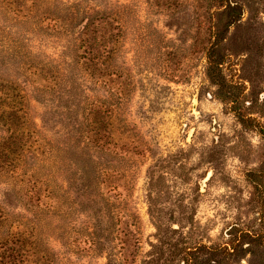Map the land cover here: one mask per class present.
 <instances>
[{
	"label": "rangeland",
	"instance_id": "obj_1",
	"mask_svg": "<svg viewBox=\"0 0 264 264\" xmlns=\"http://www.w3.org/2000/svg\"><path fill=\"white\" fill-rule=\"evenodd\" d=\"M0 264H264V0H0Z\"/></svg>",
	"mask_w": 264,
	"mask_h": 264
},
{
	"label": "trees",
	"instance_id": "obj_2",
	"mask_svg": "<svg viewBox=\"0 0 264 264\" xmlns=\"http://www.w3.org/2000/svg\"><path fill=\"white\" fill-rule=\"evenodd\" d=\"M97 38H98V41H102V40H104V36H103L102 34H99ZM91 112H92V111L88 110L87 113H86V115H89ZM90 120L93 121L91 118H90ZM85 138H87V136H86ZM89 138H90V137H89ZM82 149H83L82 147L79 148V150H80L81 152H82ZM79 150H77V151H79ZM79 172L82 174V172H83L82 167H80Z\"/></svg>",
	"mask_w": 264,
	"mask_h": 264
}]
</instances>
